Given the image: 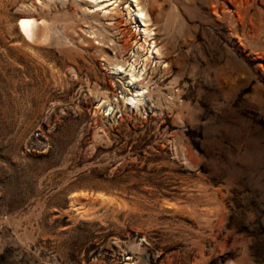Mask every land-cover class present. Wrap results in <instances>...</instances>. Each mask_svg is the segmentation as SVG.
<instances>
[{
	"label": "rangeland",
	"instance_id": "1",
	"mask_svg": "<svg viewBox=\"0 0 264 264\" xmlns=\"http://www.w3.org/2000/svg\"><path fill=\"white\" fill-rule=\"evenodd\" d=\"M140 1L0 0V264H264V0Z\"/></svg>",
	"mask_w": 264,
	"mask_h": 264
},
{
	"label": "bare ground",
	"instance_id": "2",
	"mask_svg": "<svg viewBox=\"0 0 264 264\" xmlns=\"http://www.w3.org/2000/svg\"><path fill=\"white\" fill-rule=\"evenodd\" d=\"M93 1L94 2H96V1L100 2V1H104V0H93ZM110 1H112L111 4L113 5V8H110V9L111 10L116 9L115 4L116 3L118 4V0H110ZM131 4H132L134 11H135V14H134L135 19H137V21L140 23V26L142 27V32H140V33L142 35L143 40L141 43H139L138 48L146 49L147 52L149 53V55H152L153 53H155L156 58H158L159 54H160V49L156 44V40H155V36H154L156 34V32H154L153 29L149 25L150 22L148 20L147 7H145V5L143 6L141 4L140 0H130V5ZM126 11L130 15L129 10L126 9ZM19 24H20V28H21L22 32L24 33V36H26L30 40L36 39L38 32H39L37 25H36V19H34L33 17H30V16L21 17ZM146 45H148V46L146 47ZM147 59H149L148 55L144 59V66L147 62ZM132 65H133V63H132ZM113 68H114L116 73H122L123 72L122 66L121 65L119 66L118 63H116L115 67H113ZM143 69L144 68H142V70ZM130 75L133 76V73L131 72ZM130 81L133 82L132 79ZM144 92H146V91H144V90L137 91V93L135 95L127 97V100L129 101L128 104L138 106V104H136V102H138L140 100L142 101ZM139 103H141V102H139ZM103 196H105V195H103ZM97 197H98V195H97ZM100 197H102V196H100ZM102 199H104V197ZM105 199H106V197H105ZM72 202L74 204H76L77 198L72 196Z\"/></svg>",
	"mask_w": 264,
	"mask_h": 264
}]
</instances>
